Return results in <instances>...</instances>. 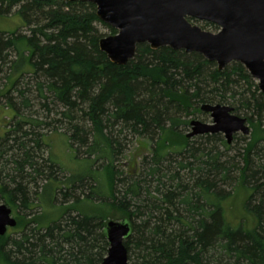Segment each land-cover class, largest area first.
<instances>
[{"label":"trees","instance_id":"16d2710c","mask_svg":"<svg viewBox=\"0 0 264 264\" xmlns=\"http://www.w3.org/2000/svg\"><path fill=\"white\" fill-rule=\"evenodd\" d=\"M15 7L21 22L14 31H0V69L8 64L11 87L28 73L38 97L61 107L70 146L100 170L92 176L67 175L65 183L92 182L86 197L101 209L73 214L77 209H68L43 227L29 225L36 220H16L18 233L11 237V228L0 236V264H101L108 248L104 226L122 219L131 224L124 239L130 264H264V92L244 66L232 61L218 70L197 52L152 49L146 43L137 45L126 64H114L99 49L102 35L95 23L103 22L93 3L0 0V15ZM10 50L14 60H7ZM28 91H19L25 106ZM225 102L254 125L236 154L225 152L232 148L219 133L202 134L197 146L192 137H183L180 130L201 104ZM26 121L16 120L14 130ZM169 134L177 135L176 146L169 144ZM34 136L20 141V156L12 157L16 175L28 166L32 179L44 174L33 153L41 149L42 138ZM129 136L155 141L138 174H125L114 164ZM173 154L187 155L176 160ZM44 163L46 177L62 172L49 156ZM11 181L13 188L0 185V193L7 203L20 198L27 207L25 186L15 177ZM50 184L52 200L63 186L56 177L46 179L41 191L34 192L37 200ZM234 187L244 191V220L233 221L228 211V189Z\"/></svg>","mask_w":264,"mask_h":264},{"label":"water","instance_id":"95a60500","mask_svg":"<svg viewBox=\"0 0 264 264\" xmlns=\"http://www.w3.org/2000/svg\"><path fill=\"white\" fill-rule=\"evenodd\" d=\"M90 2L96 16L116 29L98 40L99 49L114 64L124 65L133 58L138 44L152 49L167 46L173 50L197 52L223 69L232 61L244 66L264 92V0H67ZM215 24L216 32L205 30L190 20ZM210 123L192 119L190 138L222 133L228 143L233 134L249 133L245 117L235 115L225 104L203 103ZM16 218L6 204H0V236L15 227ZM131 232L127 220H108L104 233L108 242L101 264H130L124 239Z\"/></svg>","mask_w":264,"mask_h":264},{"label":"rangeland","instance_id":"374dc122","mask_svg":"<svg viewBox=\"0 0 264 264\" xmlns=\"http://www.w3.org/2000/svg\"><path fill=\"white\" fill-rule=\"evenodd\" d=\"M15 9L16 7L13 8L9 14L0 15V31L11 32L19 26L21 21L20 18L14 14ZM190 21L205 30L216 32L218 29L217 26L216 28L206 26L203 21L194 19H191ZM95 27L97 28L98 33L102 36L114 34L110 29L112 27L105 23L96 22ZM20 31L25 32V28H22ZM115 31L117 30L115 29ZM14 59L15 53L10 50L7 56V60ZM228 65L229 64H227L226 66ZM11 74L12 72L8 69L7 63L1 67L0 141L2 140V137L6 136L5 133L7 132V130L9 131V136L8 138H5L0 144V151H3L2 155H0V185H5L8 190L13 188L15 183L11 180L12 177H15L16 181H21L25 186L29 199L28 206L23 207L20 198H16L14 202L8 200L7 203L5 201V194L0 193V204H6L9 208H11L12 215L16 218L18 223H20L21 221L28 222L36 220L29 225L35 226L34 223L37 222L40 224L38 225L42 227L47 225L51 221L58 219L68 209H77V211H70L72 214L77 212L90 213L93 210L97 211V209H101V204H99L98 202L87 200L86 194L90 192V185L92 182L84 179L82 183H65L67 175L72 177H84L89 175L92 176L99 174L100 170H97L95 167H93V164L88 159H82L86 157L85 154H83L82 152L76 154L75 150L70 146L67 136L63 133L65 130V121L59 114L61 107H55L53 104L49 103V100H43L42 98L38 97L35 90H33L32 88L33 80L28 73L22 75V78L18 81V84L14 87H11L10 81L13 76V74ZM253 82L257 84V80L253 79ZM27 89L29 91L26 92V95L24 96H26V98L28 99V105L25 106L22 103L19 91H25ZM8 99H10V101ZM44 103H46L48 106H44ZM221 104H225L233 108L232 104L226 102ZM196 111L198 112L194 111L193 114L188 116L189 120L198 119L207 123H210L212 121L209 113L202 112L199 108ZM14 113L16 114V116L12 118ZM233 113L235 115L245 117L243 113L234 111V109ZM21 119H27V121L24 123L25 125L21 127V130L15 131L14 129L16 120ZM34 121H36L38 125H34ZM253 121H255V119ZM262 124L264 125V119L262 121ZM247 125L249 126L248 134H243L240 131L233 134V138L229 143L230 148L232 149H228L225 151L229 156L236 154L237 150H239L238 148L244 146L246 141H248L249 137L251 136L254 125H251L249 122H247ZM23 131H27L29 133L31 132L32 134L30 133L31 135L29 136H23ZM180 131L183 133V137H185L186 133L190 131V126L188 125L186 128L181 129ZM35 134H38L40 138H42L41 142L43 145H41V149H34L33 153L36 156L35 160L37 161L39 169H42L44 174L38 175L35 179H32V177L28 175L31 169L28 166H25L24 171L27 172L26 175L25 172L21 176H19L18 173L16 175L12 157L13 155L20 156L21 149H19L20 147L18 148V143L22 140H27L28 138H34ZM219 134L223 137V139L225 138L222 133ZM14 136L15 138H17L15 141L13 139ZM200 136L201 135L194 136L189 140L193 142V145L197 146L201 144L200 141H202ZM167 139L169 140V144H174V146H176L179 141L177 135L173 134H169L167 136ZM203 144L204 146L207 145L206 143ZM29 145L32 144L29 143ZM154 145L155 141H152L146 137L129 136L128 140L125 142V150L121 155H118L117 158L114 159V164L116 163V166L122 169L125 174L131 172L133 174H138L142 171L143 158L145 156H151ZM216 146H218L220 150H223L222 145L216 143ZM183 155L187 154H173L172 159H184ZM48 156L54 162V164L59 166L62 171L60 172L58 170H55L56 172L54 171L55 173L54 175H52V177H46L48 168L47 163H44V161ZM169 159L171 160V158ZM96 164L98 165V163ZM53 177H56V179L60 182V185H63L61 186V190H58L56 192L54 199L52 200L50 196H53L54 194V185L50 184L45 188V191L43 192V195L41 197V201L37 200L34 192H40L43 185L45 184V180ZM228 190H230V192L232 193V197L228 205V211L230 212L232 220L236 221L240 217H243L241 213L245 214L242 207L244 191L238 187H234ZM73 202H77V204H72ZM15 206H17L18 208H16ZM110 214V216L119 217V214L117 212H110ZM242 220H244V217L242 218ZM17 227H14L12 229H18ZM12 229L10 231H13ZM13 232L14 233L10 234L11 237L18 233L15 230Z\"/></svg>","mask_w":264,"mask_h":264}]
</instances>
